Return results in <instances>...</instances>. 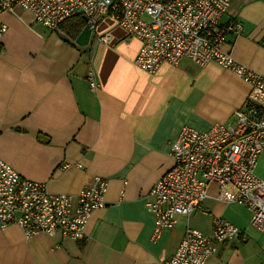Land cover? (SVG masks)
<instances>
[{"label":"crops","instance_id":"obj_1","mask_svg":"<svg viewBox=\"0 0 264 264\" xmlns=\"http://www.w3.org/2000/svg\"><path fill=\"white\" fill-rule=\"evenodd\" d=\"M0 19L8 26L0 37V158L52 194L77 197L96 177L108 185L106 207L92 214L84 239L60 232L26 239L18 225L0 226V264H161L176 253L188 227L211 236L217 219L237 226L240 237L218 244L206 264H263L264 231L252 227L251 212L232 189L220 194L211 185L201 209L157 240L145 206L175 166L182 128L235 125L249 84L215 62L164 64L150 75L135 65L140 41L109 17L98 32L110 33L111 43L91 40L83 47L67 29L74 19L59 32L19 7ZM223 23H239L243 31L230 35L222 51L264 74V0H234ZM90 65L96 91L86 80ZM256 174L264 178V153Z\"/></svg>","mask_w":264,"mask_h":264},{"label":"built area","instance_id":"obj_2","mask_svg":"<svg viewBox=\"0 0 264 264\" xmlns=\"http://www.w3.org/2000/svg\"><path fill=\"white\" fill-rule=\"evenodd\" d=\"M233 1L0 0V15L19 7L52 32L85 15L90 41L102 45L112 41L110 33L98 32L109 17L129 38L140 41L135 65L150 75L164 64L178 66L184 60L200 68L215 62L250 85L247 101L234 113L235 125L216 124L206 132L182 128L172 153L175 166L146 198V209L155 218L154 240L174 229L180 217L201 209L211 185L220 194L234 190L235 201L252 214V227L264 231V178L256 174L264 153V74L222 51L230 35L243 31L239 23H223ZM7 31L0 19V37ZM86 80L91 90L99 88L91 65ZM107 186L105 179L96 177L77 197L52 194L46 184L22 177L0 158V226L18 225L26 239L56 232L74 241L84 239L92 214L106 207ZM239 237L240 229L224 219L215 221L211 236L188 227L176 253L161 264H206L218 244Z\"/></svg>","mask_w":264,"mask_h":264},{"label":"water","instance_id":"obj_3","mask_svg":"<svg viewBox=\"0 0 264 264\" xmlns=\"http://www.w3.org/2000/svg\"><path fill=\"white\" fill-rule=\"evenodd\" d=\"M83 19L87 22L88 18L85 15H82ZM90 38H91V31L90 29L86 26L83 31L81 32V34L78 36L77 38V44L80 46H87L90 42Z\"/></svg>","mask_w":264,"mask_h":264},{"label":"trees","instance_id":"obj_4","mask_svg":"<svg viewBox=\"0 0 264 264\" xmlns=\"http://www.w3.org/2000/svg\"><path fill=\"white\" fill-rule=\"evenodd\" d=\"M73 19H74V21L72 24H74V25L67 27V29L70 31V33L78 36V35H80V33L82 32V30L85 27V21H83L81 18H76V17Z\"/></svg>","mask_w":264,"mask_h":264}]
</instances>
